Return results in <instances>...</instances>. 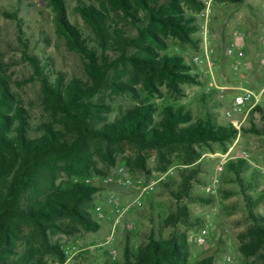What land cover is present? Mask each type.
Returning <instances> with one entry per match:
<instances>
[{
	"label": "trees",
	"instance_id": "16d2710c",
	"mask_svg": "<svg viewBox=\"0 0 264 264\" xmlns=\"http://www.w3.org/2000/svg\"><path fill=\"white\" fill-rule=\"evenodd\" d=\"M50 3L60 35L86 61L88 79L66 82L59 74L52 80L48 72L51 64L30 57L49 113L47 120L39 123L33 122L29 110L17 102L8 84L0 83V264H52L42 257L47 254L54 256L58 264H66L71 247L53 244L50 234L67 233L73 227L94 233L101 229L94 215L95 197L102 188L88 185L85 180L95 174L114 175L96 169V159L115 165L117 152L124 144L139 152H156L162 171H166L175 163L174 156L181 165L192 166L202 156L199 148L219 145L227 151L240 133L264 136L262 106L250 112L249 126L240 132L232 123L218 122L214 117L218 112H207L205 118L194 120L185 106L158 107L152 102L154 95H161L162 87L180 99L185 96L183 85L198 84L197 76L192 74L194 67L181 56L169 53L168 41L195 43L193 35L199 27L194 17L185 14L184 6L202 9L201 1L79 0L76 11L91 28L96 46L90 45L70 23L65 0ZM121 66L132 76L127 81L119 74ZM137 86L151 97L142 98ZM107 90L131 95L138 104L110 121L111 107L95 101ZM128 166L150 174L145 156L128 162ZM250 169L247 161L239 160L229 162L225 171L240 178L243 190L256 191L260 186L258 171L251 173L247 185L240 176ZM198 174V167L181 172V185L173 194L177 202H211L192 196ZM263 203L264 189L257 196H246L249 225L240 234V252L246 257H254L264 249V213L255 212ZM179 224L187 229L201 227L199 220L191 219L189 208L181 205L164 220L166 228ZM79 239L73 236L72 247ZM123 256L122 262L111 264H190L188 232L165 239H156L151 233L147 243L137 249L127 245ZM194 264L215 263L209 256Z\"/></svg>",
	"mask_w": 264,
	"mask_h": 264
},
{
	"label": "rangeland",
	"instance_id": "374dc122",
	"mask_svg": "<svg viewBox=\"0 0 264 264\" xmlns=\"http://www.w3.org/2000/svg\"><path fill=\"white\" fill-rule=\"evenodd\" d=\"M78 1L65 0L67 18L80 30L90 45L96 46L91 28L76 11ZM199 1L204 4L202 9L184 6L185 14L194 17L199 27V32L193 35L195 43L168 41V52L181 56L187 64L194 67L192 74L197 76L198 84L183 85L185 96L180 99L175 98L166 87H162L161 95H154L152 102L158 107L166 104L185 106L191 111L194 120L205 118L207 112H218L214 117H217L218 122L227 125L232 121L226 117V112L232 106L234 95L243 89L258 94L257 106L264 109V0H244L242 4H232L224 0ZM55 19L56 12L50 0H0V83L8 84L17 102L29 110L35 123L47 120L49 113L40 84L35 79L30 57H37L43 64H51L48 72L52 80L59 74L64 75L66 82L88 79L86 61L69 48L58 31ZM119 24L123 25L122 22ZM235 34L241 37L239 41ZM237 42L243 43L246 59L252 67L245 77L234 70L235 58L227 53ZM196 57H201L205 62L196 64L193 61ZM209 62L212 66H209ZM119 72L124 81L132 77L123 66ZM136 88L142 98L151 97L142 86ZM95 101L104 102L111 107L110 121L118 119L138 104L131 95L115 94L111 90L103 92ZM241 110L242 112L236 113L234 117L240 122L244 120L246 108ZM250 116L251 113L239 127L240 132L249 126ZM199 151L202 156L195 165H181L174 156L175 163L166 171H162L163 165L159 164L156 152H139L128 144L120 147L116 164L113 166L97 158L96 169L106 174H114L119 168L125 167L129 176L147 183L155 182V190L150 195L139 198V195L130 189L101 187L102 190L95 197V204L101 206L105 213V219L99 220L101 229L96 233L75 227L68 229L67 233L56 231L50 234L51 242L67 249L74 244L73 236L76 235L80 237L77 244L83 247L104 242L113 232L117 220L114 207L108 201L109 193L113 190L126 207L135 203L134 207L121 217L116 227L114 246L118 251L117 262L124 260L123 254L127 245L131 249H137L147 243L151 233L156 239H165L174 233L187 231L190 237L202 227L208 226L210 237L207 245L199 246L189 240L190 264L209 256L214 258L215 264H264V249L254 257H246L240 252V234L249 225L246 196H257V193L264 189V136L240 133L238 138L229 144L227 151L219 145L202 147ZM139 156L146 157L150 174L139 171L134 166L129 168L128 162L135 161ZM225 159L227 164L231 161H247L251 169L241 173L242 183L247 185L251 173L256 170L259 172L256 176L259 188L256 191H245L237 175L224 171L219 176L221 183L218 193L209 196L206 187L216 175L217 164ZM196 167L199 168V174L197 181L193 183L192 196L211 202L182 201L180 204L173 194L181 185V172ZM179 205L187 206L191 219L199 220L201 227L187 229L182 224L175 228L164 227V220L175 212ZM255 212L264 213V203L256 208ZM132 225L133 229L130 228ZM112 248L113 246L106 245L100 250L96 249L72 260L68 258L66 264H111L112 260L105 251ZM42 257L49 263L58 264L52 255Z\"/></svg>",
	"mask_w": 264,
	"mask_h": 264
},
{
	"label": "built area",
	"instance_id": "2783aa9c",
	"mask_svg": "<svg viewBox=\"0 0 264 264\" xmlns=\"http://www.w3.org/2000/svg\"><path fill=\"white\" fill-rule=\"evenodd\" d=\"M237 41L241 39L238 34H235ZM228 55L235 58L234 59V70L240 74L242 77L247 76L251 72V65L246 59V52L244 51L243 43L237 42L234 48H230L228 50ZM196 64H203L205 61L201 57H196L193 60ZM209 66L212 64L209 62ZM264 90V89H263ZM259 103V96L254 91L249 89H243L242 91L237 92L232 100L231 108L226 112V117L232 121L234 127L239 129L242 123L247 119L250 112L258 105ZM242 108H246V112L244 113V120L242 122L237 121L234 119L236 113L242 112ZM227 165V160H221L216 166V175L212 178V183L206 187V193L209 196H215L218 193L220 187V175L225 171ZM85 183L88 185H94L98 187H108V186H115L118 188L130 189L133 190L135 193L139 195V198H143L145 196L150 195L154 190L156 183H146L142 179H136L128 175L126 168L121 167L118 171L109 177H101L95 176L92 178H88L85 180ZM108 201L110 204L113 205L115 214L117 216L116 224L113 229V232L110 236L106 238V240L98 245H94L91 247H83L80 245H74L68 250L69 260L79 256L80 254L86 252H94V250H100V248L111 245L113 248L111 250L105 251L109 254L112 261H116L118 259V251L115 248V234H116V227L123 215L127 211H129L132 207H134L135 203L129 206H125L120 197L116 194L115 191H111L108 196ZM96 216L98 220L105 219V213L101 206H97L95 210ZM133 229V225L130 227ZM210 237V228L208 226L202 227L196 234H193L189 237V240L199 246H205L208 243ZM231 261V258L228 259Z\"/></svg>",
	"mask_w": 264,
	"mask_h": 264
}]
</instances>
